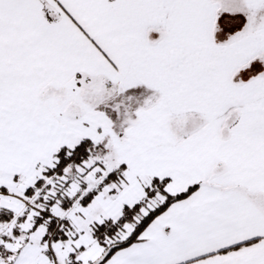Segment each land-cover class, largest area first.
<instances>
[{"label": "snow or ice", "instance_id": "6c2138e0", "mask_svg": "<svg viewBox=\"0 0 264 264\" xmlns=\"http://www.w3.org/2000/svg\"><path fill=\"white\" fill-rule=\"evenodd\" d=\"M0 264H264V0H0Z\"/></svg>", "mask_w": 264, "mask_h": 264}]
</instances>
